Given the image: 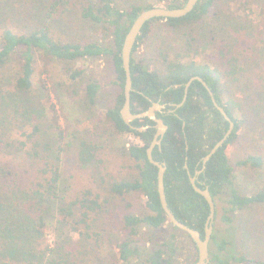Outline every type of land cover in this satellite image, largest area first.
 Masks as SVG:
<instances>
[{
    "label": "trees",
    "instance_id": "trees-1",
    "mask_svg": "<svg viewBox=\"0 0 264 264\" xmlns=\"http://www.w3.org/2000/svg\"><path fill=\"white\" fill-rule=\"evenodd\" d=\"M81 1L80 14L93 23H101L105 31V41L63 39L51 31L49 19L54 18L53 15L62 17L71 13L78 0H0V67L10 61H15L18 65L17 70L9 74L2 73L0 68V264H75L81 261L80 253H74L67 246L71 238L66 235V226L78 230L85 241H98L102 236V228L97 222L99 216L104 217L109 210L106 207L110 198L118 203L123 201L117 208L118 212L120 209L123 235L115 237L116 264H136L142 257L143 252L138 243L141 226L164 231L166 217L158 199L157 168L146 156V148L152 140L155 128L150 126L138 131L127 125L120 115L124 100V70L120 58L123 38L138 13L154 5H131L121 9L113 0ZM185 1L168 0L166 7H179ZM217 1L198 0L189 13L179 18L148 20L137 36L132 53L150 32L152 22L163 21L173 28L199 25L205 16L215 13L213 9ZM227 2L240 4L248 13L259 4L264 12V0ZM239 17L241 16H236ZM260 35H264V31L261 30ZM188 36L192 38L190 34ZM258 42L259 44L241 51L227 44L211 48L210 50H213L210 54L214 57L211 64L183 61L179 52L171 55V51H164L160 56V65L149 67L135 61L131 54L132 112L147 109L150 106L149 99L156 101L159 96L161 102H180L183 97V84L191 76H199L209 84L234 122L233 132L206 162L205 171L200 175L206 178L205 184L215 204L213 232L208 245V264H264V259L260 257L234 253L228 247L233 242L234 216L247 208L264 206V185L249 193H240L233 183L234 166L249 165L261 168L264 165V157L261 154H247L236 160L234 165L231 164L226 148L236 137V114L240 106L232 99H223L227 91L224 85L226 79L245 72L253 64L260 67L264 65V37H260L256 43ZM210 45L212 46L209 43L208 47ZM100 56L110 62L118 87L115 98L105 108L104 115L118 133H130L137 139L129 145H125L126 142L123 145L125 153L135 164L131 167L132 171L126 175L105 178L107 191L104 194L86 187L69 194L67 188L62 185L61 149L56 146L57 140L63 139L60 124L62 116L51 101L49 87L43 83L41 87L47 91L44 100L49 103L47 106L51 112V124L46 125L39 120L43 116V104L33 93L35 62L38 58L44 65L49 60L60 61L64 74L74 85L79 82L78 78L82 73L81 68H75V62ZM46 72L44 68L42 73ZM58 85L62 87L63 92L72 93L71 88H64L62 82ZM196 85L200 86V83L194 80L188 89L185 102L176 110L177 115H159L167 129L161 139L160 148L155 146L152 156L160 162H165L164 191L170 210L177 219L197 230L203 237L208 204L201 194L193 190L187 170L192 174L195 169L200 168V164L196 165L197 160L206 155L221 138L228 123L213 108L214 123L210 124L207 132L204 131L205 116L201 115L199 110H187L189 105L198 106L192 102L197 96ZM97 89L96 81L86 83L83 88L84 100L94 103ZM53 90L55 97L59 99L56 86ZM202 90L203 95L207 96L206 90ZM182 121L185 122L183 130ZM145 122L153 124L151 120L141 118L132 122V125L143 126ZM77 142V161L80 164L92 162L98 146L86 138ZM16 152H21L23 157V162L18 166L13 165L11 160V155ZM184 163L187 168L183 167ZM197 185L200 188L205 187L201 183ZM135 193L145 197L144 209L138 213L133 211L134 204L127 198V195ZM168 225L179 230L171 223ZM50 228L54 234L52 244H49L46 238ZM184 234L196 249L194 242ZM160 239H163L161 245L167 248L170 254L175 252L178 246L175 234L171 233ZM88 245L93 248L92 244ZM80 246L83 248L81 253L83 250L88 251V246ZM159 254L160 252L156 257L149 253L142 264H163L162 261L167 259H162Z\"/></svg>",
    "mask_w": 264,
    "mask_h": 264
},
{
    "label": "rangeland",
    "instance_id": "rangeland-1",
    "mask_svg": "<svg viewBox=\"0 0 264 264\" xmlns=\"http://www.w3.org/2000/svg\"><path fill=\"white\" fill-rule=\"evenodd\" d=\"M115 5L126 9L131 5L143 6L145 4L164 5L168 0H113ZM82 1L74 6V10L65 15H53L49 19V25L54 35L63 39L105 41V31L101 23H93L80 14ZM262 6L257 5L248 13L240 4L235 5L227 0H218L213 12L205 16L199 25L168 27L163 21L151 23L150 32L138 44L132 53L135 61L149 67L159 66L161 53L171 51V55L179 52L183 61H195L197 63L213 62L211 51L224 44L237 48L239 51L249 49L264 31V12ZM236 16H241L236 18ZM243 18V19H242ZM243 22H242V20ZM241 20V23H239ZM243 25V27L239 25ZM234 29V30H233ZM190 34V36H188ZM210 47H208V44ZM213 48L212 50H210ZM75 68H81L79 82L72 85L67 79L60 61L49 60L46 65L38 58L35 62V74L33 77V93L36 99L43 104V116L39 118L44 124H51V112L48 101L44 100L47 93L41 84L49 87L51 101L55 104L60 116V124L63 129V139L57 140L56 146L61 150L60 170L62 185L67 192L72 194L82 188H92L102 194L107 191L105 178H118L132 171L134 161L129 158L123 149L125 145L135 142L137 139L130 133H118L111 122L104 115L105 108L110 105L118 90L115 83V74L110 62L105 57H89L75 62ZM264 65H252L245 72L234 78L226 79L224 85L227 89L224 101L232 99L239 103L236 119L238 129L234 140L228 143L226 153L231 164L242 159L247 154H261L264 157ZM5 74L13 73L18 65L15 61L8 62L0 67ZM46 68L47 72L42 73ZM90 81L98 83V89L94 97V103H89L83 98L84 85ZM64 88H71L72 93L62 91L59 83ZM52 83V84H51ZM60 95L58 99L53 89L55 86ZM53 89H52V87ZM51 88V90H50ZM73 88V89H72ZM263 103V104H262ZM38 120V121H39ZM81 138L92 140L97 146L95 159L88 164H80L77 161V141ZM21 152L11 155L13 165L22 163ZM233 183L240 193H249L264 185V165L261 168L234 166ZM128 200L134 204V212L144 209L145 197L140 193L127 195ZM120 203L110 198L107 202L109 209L105 216H99L97 225L102 228V236L98 241L90 242L82 239L78 230H72L66 226V235L71 238L68 248L80 253L81 261L75 264H116L115 237L123 235L122 220L120 219ZM257 220L259 224H257ZM256 222V223H254ZM164 224V231H157L145 226L139 228V245L143 252L136 264L145 263L152 248L159 245L164 238L171 233L176 235L178 246L174 253L170 254L167 248L160 251L162 259L169 254L170 264H192L196 259V249L187 236L180 230L173 229ZM262 234V235H261ZM233 242L228 246L231 252L244 254L251 257L264 259V206H254L237 213L233 221ZM47 242L53 243L54 234L50 228L46 234ZM159 238V239H158ZM158 239V242H157ZM88 244H92L89 246ZM88 246V251L82 252V246ZM230 264H246L231 262Z\"/></svg>",
    "mask_w": 264,
    "mask_h": 264
},
{
    "label": "water",
    "instance_id": "water-1",
    "mask_svg": "<svg viewBox=\"0 0 264 264\" xmlns=\"http://www.w3.org/2000/svg\"><path fill=\"white\" fill-rule=\"evenodd\" d=\"M198 0H186L184 4L179 7L169 8L164 5H154L147 9H142L138 15L135 17L131 25L129 26L128 30L126 31L123 42L120 49V58L121 64L124 70V83H123V104L120 108V115L122 120L128 124L131 128L136 130H144L147 128V125L143 126H134L130 123V121L134 119H141V118H148L154 122L153 127L155 128V132L153 134L152 140L150 141L149 145L146 148V156L148 161L156 166L157 168V179H156V188L158 193V199L161 205V208L164 212V216L166 217V222L171 223L179 230L186 233L190 239L194 242L196 247V259L192 262V264H208L210 261L209 256V241L211 238V234L213 232V220L215 217V204L211 193L207 187L200 188L196 183L194 177H189L190 184L194 191L201 194L205 201L208 204V214L206 216L204 227H203V237L200 236V233L186 225L185 223L181 222L179 219L176 218L174 213L170 210L166 196L164 191V172H165V162H160L153 158L152 150L155 145H159L160 141L167 129V125L164 121L156 115V111H162L164 108V104L159 102L152 101L151 105L140 112H132L130 107V93L133 90L132 88V78H131V70H130V60L131 54L136 42L137 36L141 31L143 25L150 19L153 18H179L187 13H189L195 6ZM201 81L207 88L208 86L203 81V79L199 76H191L184 84V95L182 101L177 103L175 106L178 107L182 104L186 97L187 89L193 80ZM181 85V84H178ZM209 93L211 94L213 101V92L208 88ZM217 109L221 112L223 117L229 122V128L226 133L222 136L220 140H218L211 150L203 156L202 160L205 163L210 156L219 148L227 139L228 135L232 131L234 126L233 120L229 117L227 112L221 107L219 104L215 103Z\"/></svg>",
    "mask_w": 264,
    "mask_h": 264
},
{
    "label": "flooded vegetation",
    "instance_id": "flooded-vegetation-1",
    "mask_svg": "<svg viewBox=\"0 0 264 264\" xmlns=\"http://www.w3.org/2000/svg\"><path fill=\"white\" fill-rule=\"evenodd\" d=\"M203 79V78H202ZM195 80H197V79H195ZM194 81V80H193ZM192 81V82H193ZM197 81H199V80H197ZM203 81L206 83V85L208 86V88L212 91V89L210 88V86H209V84L203 79ZM192 82H191V84H192ZM199 83H200V86H198V85H196L195 86V91H196V94H197V96L196 97H194L193 98V100H192V102H195L198 106H195V107H193V105H189L190 106V108H188L187 107V110L190 112V110H193L194 112H197L198 110L201 112L200 114L201 115H203V116H205V119H204V121H203V124H204V131L205 132H207L208 131V128L210 127V124L211 123H214V113H213V108L214 109H216L220 114H221V112L217 109V107L215 106V103H217V104H219L221 107H223L222 106V103L216 98V96H215V94L213 93V97H214V101H213V98H212V96H211V94L209 93V90H208V88L201 82V81H199ZM190 84V85H191ZM190 85H189V87H190ZM189 87H188V89H189ZM202 88H204L205 90H206V92H207V96H205V95H203L204 94V92H203V90H202ZM167 89V88H166ZM165 89V90H166ZM188 89H187V93H188ZM139 92H141V91H139ZM213 92V91H212ZM187 93H186V97H185V99H184V101L182 102V104L185 102V100H186V98H187ZM183 95H184V86H183ZM183 98V97H182ZM150 100V105H151V102L153 101V100H151V99H149ZM161 100V96H159L158 97V100H156L155 102H159V103H161V104H164L165 106H164V108L162 109V111L160 112V111H156V115L158 116V117H160L159 115L160 114H175V115H177L176 114V110H177V108H179L180 106H182V104L180 105V106H178V107H176L175 105L177 104V103H173V102H170V101H166V102H161L160 101ZM181 101H182V99H181ZM180 101V102H181ZM180 102H178V103H180ZM192 106V107H191ZM190 109V110H189ZM223 109H224V107H223ZM225 110V109H224ZM226 111V110H225ZM228 114V113H227ZM221 116L223 117V115L221 114ZM230 117V116H229ZM161 118V117H160ZM148 119V118H147ZM162 119V118H161ZM223 119L225 120V121H227L224 117H223ZM135 120H139V119H134V120H132V121H130V123L132 124V122H134ZM149 120V119H148ZM152 121V120H151ZM153 122V121H152ZM227 123H228V125H227V127H226V129L223 131V134H222V136L226 133V131L228 130V128H229V122L227 121ZM153 124H154V122H153ZM153 124L152 125H150L148 122H145V124H144V126L145 125H147L148 127H150V126H153ZM184 124H185V122L184 121H182V130H183V127H184ZM128 125V124H127ZM147 127V128H148ZM147 128H145V129H147ZM223 128H224V126H223ZM144 129V130H145ZM233 129H234V126H233V128H232V131L230 132V134L228 135V137L231 135V133L233 132ZM138 131H143V130H138ZM183 136L185 137V134L183 133ZM222 136H221V138H222ZM228 137H227V139H228ZM220 138V139H221ZM219 139V140H220ZM226 139V140H227ZM160 144H161V141H160ZM160 144L159 145H155V146H157L158 148H160ZM224 144V143H223ZM222 144V145H223ZM221 145V146H222ZM155 146H154V148H155ZM214 146V145H213ZM212 146V147H213ZM220 146V147H221ZM211 147V148H212ZM154 148H153V150H154ZM185 148L187 149V146H185ZM219 148H217V150H218ZM152 150V151H153ZM211 150V149H210ZM209 150V151H210ZM216 150V151H217ZM215 151V152H216ZM214 152V153H215ZM213 153V154H214ZM212 154V155H213ZM211 155V156H212ZM205 156V155H204ZM210 156V157H211ZM203 158V157H202ZM202 158H200V159H198L197 160V162H196V165H198V164H200V168H197V169H195L194 171H193V173L191 174L190 173V171L189 170H187V175H188V179H189V177L191 176V177H194V179H195V183L197 184V183H201V184H204L205 185V187H207L208 188V186H207V184H205V182H206V178L205 177H200V175L202 174V173H204V171H205V168H206V162L210 159H208L205 163L203 162V160H202ZM162 162H164V161H162ZM166 166V165H165ZM183 167L184 168H187V164L186 163H184V165H183ZM166 169V168H165ZM190 182V181H189ZM204 187V188H205ZM165 247L163 246V245H161V243L159 244V245H156V246H154L153 248H152V251L150 252L153 256H158L157 255V253L158 252H160L161 250H163ZM161 257V256H160ZM169 254L167 255V260H164V261H162V263L163 264H168V260H169Z\"/></svg>",
    "mask_w": 264,
    "mask_h": 264
}]
</instances>
